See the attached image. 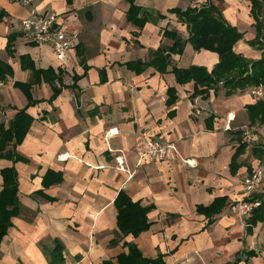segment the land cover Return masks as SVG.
<instances>
[{"label":"crops","instance_id":"obj_1","mask_svg":"<svg viewBox=\"0 0 264 264\" xmlns=\"http://www.w3.org/2000/svg\"><path fill=\"white\" fill-rule=\"evenodd\" d=\"M133 1L149 17L143 28L128 20V0H31L41 12L58 13L69 33L78 35L60 61L49 46L24 37L21 22L29 7L0 0V62L12 74L6 75L0 126L9 129L23 110L32 118L23 142L15 148L13 140L6 149L26 161L0 156V192L2 170L14 168L20 202L0 264H52L54 253L56 264L115 262L129 252L125 243L163 264H264V224L249 229L247 219L230 210L243 197L244 177L264 167V123L249 111L264 97L254 98L252 87L227 97L223 83L192 97L195 83L178 84L173 69L211 72L219 56L190 43L182 54L170 55L165 72L151 64L158 50L174 45L166 30L189 38L170 10L211 4L243 35L235 52L261 59L264 49L252 46L257 31L251 3ZM17 84L28 87L30 99ZM246 126L257 136L252 145L243 140ZM150 139L175 144L178 154L140 163ZM48 171L61 174L62 182L45 188ZM120 192L152 207L150 228L136 238L119 235L114 203ZM254 196L264 198V183ZM215 202L209 215L198 211Z\"/></svg>","mask_w":264,"mask_h":264},{"label":"trees","instance_id":"obj_2","mask_svg":"<svg viewBox=\"0 0 264 264\" xmlns=\"http://www.w3.org/2000/svg\"><path fill=\"white\" fill-rule=\"evenodd\" d=\"M130 2V8L127 18L134 25L143 28L149 21V17L141 8L134 5L133 0ZM251 3V14L255 20V28L257 31L256 39L252 42V46H260L264 49V0H246ZM170 13L175 14L178 20L186 25L189 32L188 40H183L179 34L169 30L165 31V36L174 41L172 49L168 52L158 50L151 63L156 66L160 64V72H165L167 62L171 54H182L187 43H190L196 51L207 50L218 54L219 62L214 69L209 72L206 68L192 66L188 69L174 68L173 73L176 76L177 83L186 85L195 83V91L192 97L207 94L209 89L223 83L226 89V96L231 97L237 91H244L250 87L264 86V56L256 61L248 60L241 54L235 52V45L242 39L243 35L231 25L227 24L220 16L218 9L212 4L208 7L188 8L187 10L172 9ZM3 12H0V18ZM164 16L160 15V18ZM13 44V38L9 39V49ZM40 75L45 76V71H36ZM6 75H12L7 65L0 62V80L5 81ZM23 88L25 95L30 99L28 87L19 85ZM26 88V89H25ZM59 95L55 90L54 98ZM175 98H170L168 102H173ZM257 110V111H256ZM252 118H260V122L264 123V101L260 100L255 106L249 108ZM32 118L25 110L20 111L15 120L11 122L9 129L5 130L0 126V156H4L15 161H26L17 156L14 158L12 152L6 151L9 142L14 140V147L19 146L30 126ZM245 145V144H244ZM241 148V147H240ZM239 148V149H240ZM237 153L234 156L232 164L235 163ZM5 153V154H3ZM4 186L0 192V252L1 244L8 230L12 226V219L19 213L20 202L18 197V174L14 168H6L2 170ZM62 182V176L54 171H48L43 178V185L49 188ZM260 201V205L256 208L251 217L248 218L247 224L249 229L255 227L258 223L264 224V198L253 196L250 201ZM217 202L210 207H199L198 211L204 214H210ZM115 208L117 210V227L119 235L126 238L132 235L138 237L150 228L148 222V213L152 207H144L140 202H133L132 199L124 192H120L115 200ZM129 248V252L120 254L116 261H105L102 264H163L161 258L151 260L145 258L136 245L125 243ZM59 260V254H53L51 257L52 264H56Z\"/></svg>","mask_w":264,"mask_h":264},{"label":"built area","instance_id":"obj_3","mask_svg":"<svg viewBox=\"0 0 264 264\" xmlns=\"http://www.w3.org/2000/svg\"><path fill=\"white\" fill-rule=\"evenodd\" d=\"M20 2L29 7V15L21 22V29L24 37L32 42L49 46L56 58L65 61L68 53L78 43V35L71 34L60 22L58 13L41 12L32 6L31 0H20ZM1 12V9H0ZM6 83L0 80V109L3 107L1 98L4 93ZM251 95L256 99L264 97V86L258 85L251 89ZM257 139L255 131L246 126L243 128V140L245 144L252 145ZM178 154V148L175 144H166L161 140L150 139L146 143L145 152L140 158V163L147 158L150 162H163L171 159ZM118 161L121 162L120 159ZM189 166L193 164L185 161ZM122 168V167H121ZM264 183V167H257L251 174L243 179V197L236 203L231 204L230 210L236 214L241 220L251 217L253 211L259 207L260 201H250L252 197L259 191Z\"/></svg>","mask_w":264,"mask_h":264}]
</instances>
